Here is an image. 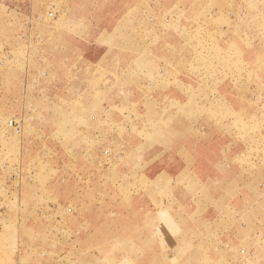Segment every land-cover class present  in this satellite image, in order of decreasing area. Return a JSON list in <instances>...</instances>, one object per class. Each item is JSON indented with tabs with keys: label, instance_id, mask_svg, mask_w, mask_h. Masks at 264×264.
<instances>
[{
	"label": "rangeland",
	"instance_id": "obj_1",
	"mask_svg": "<svg viewBox=\"0 0 264 264\" xmlns=\"http://www.w3.org/2000/svg\"><path fill=\"white\" fill-rule=\"evenodd\" d=\"M0 264H264V0H0Z\"/></svg>",
	"mask_w": 264,
	"mask_h": 264
},
{
	"label": "crops",
	"instance_id": "obj_2",
	"mask_svg": "<svg viewBox=\"0 0 264 264\" xmlns=\"http://www.w3.org/2000/svg\"><path fill=\"white\" fill-rule=\"evenodd\" d=\"M235 122H237V121H235ZM210 154V153H209ZM197 159H198V162L197 163H193V167H194V169H195V174L194 175H196V173L198 172V173H202L203 174V176H205L204 175V173L206 174V175H212L215 171H216V169H217V167H216V165H217V163H218V161H213L212 160V158H211V156L209 155L208 157L207 156H205L204 158H203V156L201 157V155L200 156H197ZM219 164V163H218ZM186 169V164L184 163V162H181V161H178V163L176 164V166H174V167H172L171 168V171L173 172V173H176L177 174V176L179 177V178H181L182 176H180V175H182V173H183V171ZM239 169V168H238ZM203 170L205 171V172H203ZM229 171V170H228ZM237 170H235V172H236ZM234 172V173H235ZM239 172V170L237 171V173ZM202 176V177H203ZM204 178H211V177H204ZM255 194V193H254ZM238 195H239V193H238ZM233 197H234V195H233ZM239 197V196H238ZM237 197V198H238ZM236 198V199H237ZM235 199V197L233 198V200H236ZM239 199V198H238ZM236 202H237V200H236ZM239 204H241L240 202H238ZM252 206V205H251ZM164 206H163V210H164ZM155 211V209H154V207H153V205L152 204H146V209H145V218H146V221H152L153 220V218H154V214H153V212ZM212 213H214L213 211H212ZM216 213V212H215ZM215 213H214V215L212 214L211 215V217H213L214 219H213V221H211L210 220V225H211V228H216L217 227V219H215ZM143 218V217H142ZM142 221V220H141ZM115 224V222H113V225ZM98 227H100V225H98ZM98 233H97V238H96V241H97V239H100V237L101 238H103L104 239V241L106 242H112V238H115V237H113L114 235H109V232L108 233H105L104 234V232H102V231H97ZM102 234H104V235H102ZM195 234V233H194ZM196 235V234H195ZM207 240H210L209 242L210 243H212V239H207ZM114 241V240H113ZM191 243H196V238L194 239H192V241H191Z\"/></svg>",
	"mask_w": 264,
	"mask_h": 264
}]
</instances>
